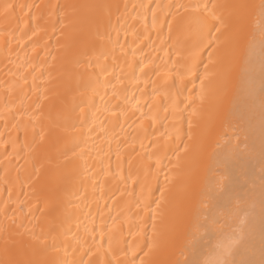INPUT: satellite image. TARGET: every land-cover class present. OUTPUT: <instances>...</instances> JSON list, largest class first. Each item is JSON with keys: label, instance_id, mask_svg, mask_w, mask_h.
I'll use <instances>...</instances> for the list:
<instances>
[{"label": "bare ground", "instance_id": "1", "mask_svg": "<svg viewBox=\"0 0 264 264\" xmlns=\"http://www.w3.org/2000/svg\"><path fill=\"white\" fill-rule=\"evenodd\" d=\"M0 264H264V0H0Z\"/></svg>", "mask_w": 264, "mask_h": 264}]
</instances>
